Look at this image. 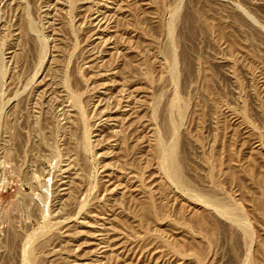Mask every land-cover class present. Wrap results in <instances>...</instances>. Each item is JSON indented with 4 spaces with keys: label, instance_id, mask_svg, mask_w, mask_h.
Returning <instances> with one entry per match:
<instances>
[{
    "label": "rangeland",
    "instance_id": "obj_1",
    "mask_svg": "<svg viewBox=\"0 0 264 264\" xmlns=\"http://www.w3.org/2000/svg\"><path fill=\"white\" fill-rule=\"evenodd\" d=\"M0 264H264V0H0Z\"/></svg>",
    "mask_w": 264,
    "mask_h": 264
},
{
    "label": "bare ground",
    "instance_id": "obj_2",
    "mask_svg": "<svg viewBox=\"0 0 264 264\" xmlns=\"http://www.w3.org/2000/svg\"><path fill=\"white\" fill-rule=\"evenodd\" d=\"M158 145L159 146H158L157 150H158L159 154L162 155V158L169 165L170 172H171L170 176H171L172 180H174L176 182H179V183L182 182V179H181V177L179 175L178 166H177V163H176V160H175V150H174L175 147H173L174 145L173 146L170 145L168 148L163 147L162 144H160V143Z\"/></svg>",
    "mask_w": 264,
    "mask_h": 264
}]
</instances>
